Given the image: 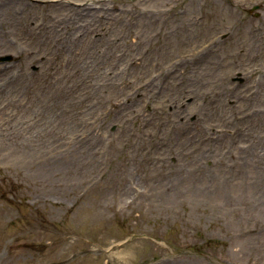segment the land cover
<instances>
[{
    "label": "rangeland",
    "instance_id": "1",
    "mask_svg": "<svg viewBox=\"0 0 264 264\" xmlns=\"http://www.w3.org/2000/svg\"><path fill=\"white\" fill-rule=\"evenodd\" d=\"M262 150L264 0H0V264H264Z\"/></svg>",
    "mask_w": 264,
    "mask_h": 264
},
{
    "label": "bare ground",
    "instance_id": "2",
    "mask_svg": "<svg viewBox=\"0 0 264 264\" xmlns=\"http://www.w3.org/2000/svg\"><path fill=\"white\" fill-rule=\"evenodd\" d=\"M4 2V1H3ZM40 28H42L41 26H40ZM6 48V50L9 48V47H5ZM206 50V49H205ZM199 55H201L202 56V58L203 57H205V53H201V54H197L196 56H195V58H194V60L195 59H197L198 58V56ZM187 56H189L188 54H187ZM114 74H112V76H113ZM101 80H102V82L105 84V83H109V82H116V79H115V77L114 78H108L107 76H105V75H101ZM200 93H202V91H199ZM191 94V93H190ZM191 106H193L194 108H197L201 113H203V116H205V118L206 119H210V118H212L211 117V115H213L212 114V112H206V110L205 109H203V105H201L200 103H199V98H194V100H193V102L191 103ZM205 110V111H204ZM232 152H233V149H232ZM262 154L264 155V150H262Z\"/></svg>",
    "mask_w": 264,
    "mask_h": 264
}]
</instances>
